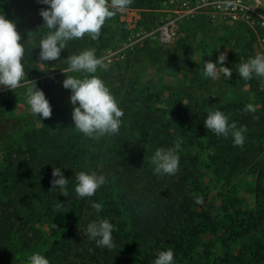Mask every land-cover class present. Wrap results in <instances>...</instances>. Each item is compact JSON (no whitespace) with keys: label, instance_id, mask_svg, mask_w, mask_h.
I'll return each instance as SVG.
<instances>
[{"label":"trees","instance_id":"obj_1","mask_svg":"<svg viewBox=\"0 0 264 264\" xmlns=\"http://www.w3.org/2000/svg\"><path fill=\"white\" fill-rule=\"evenodd\" d=\"M0 4L4 5L0 15L14 21L21 34L25 77L37 64L64 69L67 56L107 45L104 34L95 41L86 34L69 41L60 60L40 63L39 41L49 30L42 26L39 11L48 6L38 0L32 5L19 0H0ZM28 31H33L34 39L27 37ZM144 45L149 58L159 59V54ZM237 45L235 39L228 48L229 60ZM172 52L164 50L163 54L170 57ZM182 62L178 64L183 66ZM111 72L93 75L124 106L117 135L95 140L75 130L72 106L51 98L54 78L48 77L36 87L51 105V118L32 115L28 104L23 113L0 117V258L7 251V264H15L38 253L52 264L51 260L70 253L80 264H153L160 251L171 248L172 264H257L251 246L215 260L209 257V247L200 244L206 195L197 166L203 164L222 194L226 189L221 185L229 183L236 171L246 169L255 176L252 202L239 208L233 201L224 203L229 224L221 241L226 246L244 235L251 238L264 231V86L260 78L243 79L247 93L239 101L208 86L198 90L173 86L164 95L162 91L149 94L124 83L122 74ZM220 81L229 86L223 76ZM157 102L162 109L153 106ZM244 103L253 104L256 111L245 113ZM217 110L228 117L229 124L246 127L243 147L234 146L231 135L217 136L204 127L208 114ZM178 138L182 140L177 150L179 171L172 176L155 175L151 163L155 150L173 147ZM53 167L60 168L69 180L67 197L58 189L49 190ZM81 171L103 175L107 183L94 196L78 198L75 174ZM198 196L203 197L202 204L194 202ZM232 199L240 203L238 196ZM59 202L63 205L57 209ZM93 203L102 204V211L97 212ZM103 219L113 225L112 249L97 247L88 238V224ZM42 224L47 225L44 231L38 228ZM259 244L264 249V240ZM15 253L21 254L18 259Z\"/></svg>","mask_w":264,"mask_h":264},{"label":"rangeland","instance_id":"obj_2","mask_svg":"<svg viewBox=\"0 0 264 264\" xmlns=\"http://www.w3.org/2000/svg\"><path fill=\"white\" fill-rule=\"evenodd\" d=\"M19 1L32 5L35 0ZM149 1L150 4L147 0H133L125 11L106 20L101 33L104 34L107 45L95 51L97 58H103L108 65L106 70L112 69L113 76L122 74L124 83L133 88H141L149 94L162 91L164 95L165 90L173 86H190L195 90L208 86L218 93L230 95L231 100L245 99L247 89L245 81L239 77L237 66L257 54H264V37L259 29L262 26L259 21L264 22V0H232L231 6H225V0ZM3 6L0 4V8ZM235 39H238V45L234 58L229 60L227 57L223 65L232 70L231 77L234 79H228L229 86L224 87L221 78L212 80L203 76V62L211 60L215 63L221 52H225L227 56L228 48ZM144 44H147L149 52L159 54V59L149 58L146 50L143 51ZM158 48L162 51L157 50ZM164 50L173 52L167 57L168 53L163 54ZM178 62H182L183 66ZM103 70L105 69L98 68V74ZM61 71L63 69L57 66L37 64L31 75L21 81V87L10 91L0 85V117L23 113L27 108L26 91L32 87L30 81L41 85L47 77L54 78L52 81L50 79L51 82L48 80L51 84V98L71 105V92L62 86L66 77ZM67 75L84 78L88 74ZM117 103L123 110L124 106ZM153 106L163 108L158 102ZM198 164L201 188L206 195V206L202 213L205 226L200 244L209 247V257L215 260L222 258L223 254H235L241 247L251 246V251L256 254L254 261L264 264V249L259 244L264 240V231L252 235L251 238L247 235L240 236L241 239L238 238L227 246L221 241L229 224L224 203L233 201V206L239 208L244 203L252 202L254 174L246 169L236 171L229 183L221 185L226 189V193L222 194L217 188L218 184L211 183V178L202 168L203 164ZM228 192L238 196L240 203L234 201L232 198L236 196ZM38 228L44 231L47 225L42 224ZM20 255L15 253L14 259H18ZM69 255L67 253L50 262L80 264ZM6 256L7 251L0 258V264H7ZM15 264H28V260Z\"/></svg>","mask_w":264,"mask_h":264},{"label":"clouds","instance_id":"obj_3","mask_svg":"<svg viewBox=\"0 0 264 264\" xmlns=\"http://www.w3.org/2000/svg\"><path fill=\"white\" fill-rule=\"evenodd\" d=\"M38 2L48 6L39 11L44 22L42 26L49 30L40 39L38 45L40 49L38 61L43 63L60 60L61 52L73 39L83 38L87 34L93 41L97 40L106 20L114 17L118 12L125 11L133 0H38ZM231 4L232 0H225V6H231ZM26 35L29 38H35L33 31H28ZM21 40L22 37L16 29L15 22L0 15V85L10 91L21 87V81L26 75L21 63L25 53ZM226 59V53L221 52L215 63L211 60L203 62V76L212 80H218L221 76L226 80L231 78L232 70L223 66ZM64 62L67 67L61 71L66 77L62 81V86L71 92V119L75 130L95 140L105 135H117L124 113L104 82L97 76L91 75L96 73L98 68L107 69L108 65L103 58H97L95 49H86L79 54L67 56ZM237 72L239 77L246 81L253 76L260 78L261 85L264 86V54H257L249 58L247 62H240ZM67 73L88 75L78 78ZM30 83L32 87H29L25 94L30 113L44 119L51 118V105L44 92L36 87L35 81ZM243 111L254 113L256 108L249 103ZM203 123L207 130L217 136L227 138L231 135L234 146L243 147L246 127L238 128L235 122L229 124L228 117L221 111L210 112ZM181 143L182 140L178 138L173 147L167 149L161 147L155 150L151 158V163L155 166L153 169L155 175L172 176L179 171L177 150L180 149ZM51 175L52 187L49 190L58 189L62 196L67 197L69 180L64 178L60 168L53 167ZM75 180L77 182L75 193L78 198L94 196L98 188L107 183L103 175L87 174L83 171L75 174ZM194 202L202 204L203 197H196ZM62 205L59 202L57 209ZM91 206L97 212L103 209L100 203H93ZM86 231L88 238L94 240L97 247L108 249L114 247L113 225L107 219L89 223ZM173 260L174 252L169 248L160 251L153 264H172ZM28 264H49V261L44 256L34 253L30 255Z\"/></svg>","mask_w":264,"mask_h":264},{"label":"built area","instance_id":"obj_4","mask_svg":"<svg viewBox=\"0 0 264 264\" xmlns=\"http://www.w3.org/2000/svg\"><path fill=\"white\" fill-rule=\"evenodd\" d=\"M259 23H261L262 26H260V30L262 31L263 33V37H264V22L263 21H259ZM261 41H262V38H261Z\"/></svg>","mask_w":264,"mask_h":264}]
</instances>
